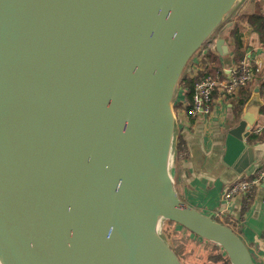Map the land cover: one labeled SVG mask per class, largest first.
<instances>
[{
	"label": "water",
	"instance_id": "obj_1",
	"mask_svg": "<svg viewBox=\"0 0 264 264\" xmlns=\"http://www.w3.org/2000/svg\"><path fill=\"white\" fill-rule=\"evenodd\" d=\"M244 1L0 0L2 264H182L166 221L257 264L232 226L180 198L172 170L184 70ZM259 110L227 132L239 174Z\"/></svg>",
	"mask_w": 264,
	"mask_h": 264
},
{
	"label": "crops",
	"instance_id": "obj_2",
	"mask_svg": "<svg viewBox=\"0 0 264 264\" xmlns=\"http://www.w3.org/2000/svg\"><path fill=\"white\" fill-rule=\"evenodd\" d=\"M250 12L264 15V0H245L241 6L240 14ZM235 21H239L245 27L243 49L246 54L244 58L249 60L251 58L254 66L261 62V67L252 81L253 89L249 100L245 107L238 112L235 111L233 105L239 100L241 92L238 99L230 98L228 101H224L220 97V92H216L213 113L210 115L199 114L195 117L188 115L189 121L182 120L185 110L179 109L178 139L180 135L185 139L187 154L184 159L180 158L183 157L180 154H176L172 170L180 198L201 212L220 219L223 223H225L224 219H227L226 222L231 224L230 226L237 231L249 247L255 262L264 264V183L254 190L250 201L240 195L228 202L222 199L223 188L226 185L233 183L241 176L254 177L260 169H264V113L262 112L264 105V52L260 48L263 39L262 35L250 24L248 18H237L236 16ZM226 43L229 51L225 55H221V61L224 68H229L238 62L233 51L234 43L229 39ZM184 100L185 94L182 89V98L178 102ZM251 105H260L259 118L248 137V144L254 147L255 162L245 172L239 174L232 166L224 162L227 132L230 127L239 122L242 114ZM231 112L237 117L236 122L233 121L234 124H228V116L231 115ZM178 160L180 162L177 171ZM204 200H208V205L201 207ZM167 222L163 226L165 233ZM171 231L191 233L176 223Z\"/></svg>",
	"mask_w": 264,
	"mask_h": 264
},
{
	"label": "built area",
	"instance_id": "obj_3",
	"mask_svg": "<svg viewBox=\"0 0 264 264\" xmlns=\"http://www.w3.org/2000/svg\"><path fill=\"white\" fill-rule=\"evenodd\" d=\"M264 52V39L260 46ZM206 52L200 49L192 58L189 65V74L192 77L205 72L209 63L207 61ZM261 67V62L256 66L252 64V60L244 58L239 63L229 68H224V72H217L215 75L209 74L202 77L195 87L193 96V107L187 113L184 112L182 120L189 121L188 115L198 116L199 114L210 115L215 110V92H220V97L224 101L230 98L238 99L240 91L247 86L256 77L257 71ZM187 152L181 154L185 156ZM264 183V169H260L254 177L241 176L233 183L223 188L222 199L228 202L230 199L240 195L247 201H250L254 190Z\"/></svg>",
	"mask_w": 264,
	"mask_h": 264
},
{
	"label": "trees",
	"instance_id": "obj_4",
	"mask_svg": "<svg viewBox=\"0 0 264 264\" xmlns=\"http://www.w3.org/2000/svg\"><path fill=\"white\" fill-rule=\"evenodd\" d=\"M244 4V2L216 29V31L212 34V36L204 43L202 50H205L207 61L209 63L207 69L205 72L199 73V75L192 77L189 74V65H187L186 69L184 70V73L182 75V78L180 80V88L184 90L185 94V100L182 102L176 103V107L183 108L187 113L192 109L194 103H193V96L195 93V87L196 83L204 76L213 74L215 75L217 72H224L223 63L221 61L222 56L216 51L215 43L217 38L220 35L227 34V38L229 41L233 42V51L235 54V59L239 63L245 56V50L243 49L244 43H243V35L245 31V27L242 26V24L239 21H235V18H248V21L251 25L254 26V28L262 35V39H264V15L259 13H246V14H240L241 6ZM263 41V40H262ZM253 82H250L247 86L243 87L241 89V96L238 101L234 103V109L235 111L240 112L243 107H245L246 103L249 100V97L251 95V91L253 89ZM217 92V91H216ZM215 92V93H216ZM216 95V94H215ZM214 95V96H215ZM262 112L264 113V105L262 107ZM190 115V114H189ZM191 116V115H190ZM194 117V116H193ZM183 137L180 135L177 143V153L182 154L184 152H187L186 148V142L184 141ZM181 159H184L183 157H180ZM179 162L177 161V171L179 168ZM218 221H221L220 219H217ZM175 225V222L168 221L166 226V233L170 235V231Z\"/></svg>",
	"mask_w": 264,
	"mask_h": 264
},
{
	"label": "rangeland",
	"instance_id": "obj_5",
	"mask_svg": "<svg viewBox=\"0 0 264 264\" xmlns=\"http://www.w3.org/2000/svg\"><path fill=\"white\" fill-rule=\"evenodd\" d=\"M182 98V88L176 91L172 108L179 119V109L176 103ZM234 111V110H233ZM230 114V112H229ZM228 124H234L237 117L231 112L228 116ZM234 121V122H233ZM208 200H204L202 206H207ZM225 223L231 225L227 219ZM187 230V229H186ZM160 233L169 242L182 264H232L228 253L216 243L207 238L191 234L188 231L182 233L181 231H170V235L166 234L160 229Z\"/></svg>",
	"mask_w": 264,
	"mask_h": 264
},
{
	"label": "bare ground",
	"instance_id": "obj_6",
	"mask_svg": "<svg viewBox=\"0 0 264 264\" xmlns=\"http://www.w3.org/2000/svg\"><path fill=\"white\" fill-rule=\"evenodd\" d=\"M221 248H222V250H224V248H223V246L222 245H220V244H218ZM0 264H2L1 262H0Z\"/></svg>",
	"mask_w": 264,
	"mask_h": 264
}]
</instances>
